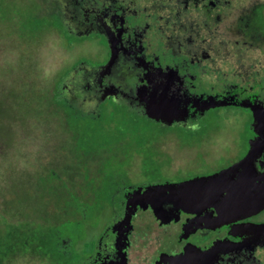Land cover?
<instances>
[{
    "label": "flooded vegetation",
    "instance_id": "1",
    "mask_svg": "<svg viewBox=\"0 0 264 264\" xmlns=\"http://www.w3.org/2000/svg\"><path fill=\"white\" fill-rule=\"evenodd\" d=\"M54 1L66 45L94 48L58 72L50 102L77 135V155L101 151L106 161L89 182L83 247L72 244L70 258L53 238L43 245L62 264H178L164 257L185 249L189 264H264V208L219 222L216 202H173L161 222L152 209L161 197L143 193L231 168L252 144L254 174L264 172V0ZM233 118L241 128L225 139L220 126ZM145 132L176 136L178 163L167 151L145 155ZM116 150L130 157L109 160ZM80 203L71 194L66 206Z\"/></svg>",
    "mask_w": 264,
    "mask_h": 264
},
{
    "label": "rangeland",
    "instance_id": "2",
    "mask_svg": "<svg viewBox=\"0 0 264 264\" xmlns=\"http://www.w3.org/2000/svg\"><path fill=\"white\" fill-rule=\"evenodd\" d=\"M57 10L54 0H0V264H62L43 242L55 239L56 248L71 258L72 244L83 247L82 220L94 216L90 209L85 214V206L96 200L89 182L97 163L106 161L104 152H79V157L76 134L50 102L58 72L94 46L87 41L67 46L50 19ZM235 121L220 126L225 139L241 128L240 123L229 127ZM141 141L145 155L167 151L166 161L181 159L182 143L174 135L162 139L145 132ZM128 157L125 150L109 154L112 161ZM71 194L84 203L75 211L66 206Z\"/></svg>",
    "mask_w": 264,
    "mask_h": 264
},
{
    "label": "water",
    "instance_id": "3",
    "mask_svg": "<svg viewBox=\"0 0 264 264\" xmlns=\"http://www.w3.org/2000/svg\"><path fill=\"white\" fill-rule=\"evenodd\" d=\"M255 148L257 150L258 147ZM253 154L255 151L251 149L242 160L221 174L189 179L170 187L148 188L143 193L161 197L153 205L155 214L161 218L167 216L163 204L173 202L184 209L190 206L203 208L216 202L221 208L217 216L219 221L232 220L236 214L247 216L264 207V172L254 174L251 161ZM222 190L226 192L223 196ZM188 253L171 259V263L189 264ZM197 254L200 255L199 252Z\"/></svg>",
    "mask_w": 264,
    "mask_h": 264
},
{
    "label": "trees",
    "instance_id": "4",
    "mask_svg": "<svg viewBox=\"0 0 264 264\" xmlns=\"http://www.w3.org/2000/svg\"><path fill=\"white\" fill-rule=\"evenodd\" d=\"M25 24H26V27H27V22H25ZM152 209H153V208H152ZM153 212H154L155 217L158 218V219H160L161 222H167L165 218L158 217V216L155 214L154 209H153ZM218 214H219V213H217V215H218ZM217 215H216V216H217ZM218 217H219V216H218ZM218 217H216V219L219 220ZM227 221H228V220H227ZM219 222H221V221H219ZM214 245H215V244H214ZM212 248H213V247H212ZM190 251H191V250H189V249H185V253L180 254L179 257L182 256V255H185V254L188 253V252H189L188 254H190ZM200 251H201V250H200ZM201 252H202V251H201ZM202 254H203V253H202ZM169 256H170V255H169ZM171 257H172L171 259L173 260V258L178 257V256H171ZM187 257H188V256H187ZM164 258L167 259V260H169V261L171 260V259H169V258H167V257H164ZM185 259H186V258H185ZM124 262H125V259H123V263H124ZM170 263H171V261H170Z\"/></svg>",
    "mask_w": 264,
    "mask_h": 264
}]
</instances>
